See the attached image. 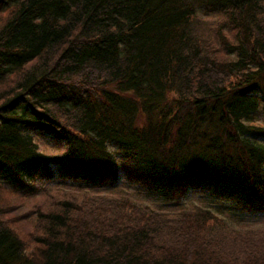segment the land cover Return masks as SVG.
<instances>
[{
    "label": "trees",
    "instance_id": "1",
    "mask_svg": "<svg viewBox=\"0 0 264 264\" xmlns=\"http://www.w3.org/2000/svg\"><path fill=\"white\" fill-rule=\"evenodd\" d=\"M0 190V264H264V0H0Z\"/></svg>",
    "mask_w": 264,
    "mask_h": 264
},
{
    "label": "rangeland",
    "instance_id": "2",
    "mask_svg": "<svg viewBox=\"0 0 264 264\" xmlns=\"http://www.w3.org/2000/svg\"><path fill=\"white\" fill-rule=\"evenodd\" d=\"M212 21L216 20L215 15H206ZM226 36L229 35L228 31L224 32ZM50 149L55 150L53 147L48 146ZM51 150V151H52ZM123 179L119 182V189L126 191L130 194L131 198L139 204L148 205L152 208L159 209L161 204L158 203L157 200L148 199L144 197L142 192L135 190L134 187H129L123 183ZM47 188H50V191H55L56 186L53 182H50V185H47ZM77 188V187H76ZM75 188V189H76ZM55 189V190H54ZM116 189L111 190L112 193ZM111 193V192H108ZM209 193L201 192V191H194L187 195V198L184 199V205H191L195 204L198 206L203 207H213L211 205H215V202H210L208 199L204 198L203 196H208ZM37 197V198H36ZM35 199H25L24 197H20L18 195H14L9 192H4L0 190V204H4V206H10L7 210L3 211V218L5 221L9 222V225L19 233L20 237H25L31 231H35L34 229L38 217V212L48 208L47 204L51 203V198L48 200H44L41 196L37 195ZM215 207V206H214ZM223 221L221 227L226 230V228H233V229H242V228H257V229H264V212L257 213V214H247L243 219L232 217L226 214L220 216ZM224 223V224H223ZM33 243L29 244V248L27 251L32 249Z\"/></svg>",
    "mask_w": 264,
    "mask_h": 264
}]
</instances>
